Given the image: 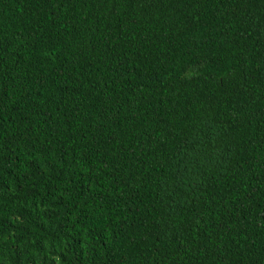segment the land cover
<instances>
[{"label":"trees","instance_id":"16d2710c","mask_svg":"<svg viewBox=\"0 0 264 264\" xmlns=\"http://www.w3.org/2000/svg\"><path fill=\"white\" fill-rule=\"evenodd\" d=\"M0 264H264V0H0Z\"/></svg>","mask_w":264,"mask_h":264}]
</instances>
